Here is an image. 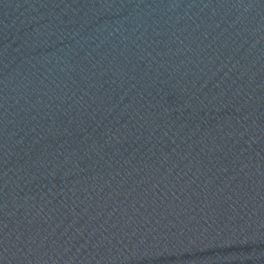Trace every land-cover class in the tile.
Instances as JSON below:
<instances>
[{
    "label": "water",
    "instance_id": "1",
    "mask_svg": "<svg viewBox=\"0 0 264 264\" xmlns=\"http://www.w3.org/2000/svg\"><path fill=\"white\" fill-rule=\"evenodd\" d=\"M0 264H264V0H0Z\"/></svg>",
    "mask_w": 264,
    "mask_h": 264
}]
</instances>
